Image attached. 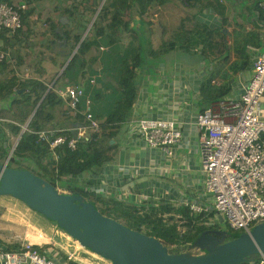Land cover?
Returning <instances> with one entry per match:
<instances>
[{
  "label": "trees",
  "instance_id": "obj_1",
  "mask_svg": "<svg viewBox=\"0 0 264 264\" xmlns=\"http://www.w3.org/2000/svg\"><path fill=\"white\" fill-rule=\"evenodd\" d=\"M173 1L105 0L85 38L83 34L96 7L86 5V9H90L79 11L81 13L76 8H68L69 12L78 16V20L64 30V35L57 32L56 40L51 42L53 49L59 47L60 52H63L62 66L68 61L64 76L77 70L84 75L87 67L94 62L86 57L92 48L116 44L125 33L130 34L124 53L118 56L116 68L120 72V98L114 109L105 116L95 113L92 105L89 106L99 121V129L82 137L75 148L69 147L67 141L54 149L50 147V140L54 137L63 135L71 138L77 133L74 125L65 130L57 128V106L62 100L59 93L38 78L21 79L20 73H15L11 67L12 58L0 59V127L6 137L0 139V163L5 162L17 141L15 139L26 127L9 159V167L28 169L57 188L61 185L68 191L81 194L97 205L103 214L134 230L158 238L169 252L176 253L187 250L201 235L225 232L228 240L237 237L243 230L235 231L229 226V229H222L220 224L208 220L212 212L195 213L185 203L165 199L128 202L113 195L85 189L76 180L86 174L99 175L105 165L113 160V151L117 147L116 134L131 115L142 81L138 70H148L150 64L157 62V56L163 53L166 55L178 48L190 54L199 53L202 59L208 61L222 49H227L229 54L224 63L230 60V52L234 51L240 58L232 67L236 71H243L253 61L254 51L262 48L259 29L263 26L261 22H264V7L261 6L264 0H242L246 6H239L238 9L230 8L226 0H176L187 10L185 20L190 21L192 27L180 25L171 41L154 48L151 46L154 24L145 19L154 12L157 14L160 8ZM85 11H88L86 16ZM206 13L216 15L222 25L210 26L199 21L197 17ZM239 18L243 22H237ZM135 19L139 24L134 25ZM247 21L251 22L252 28L247 27ZM229 26H233L229 37L232 44L228 43L229 33H225ZM10 37L9 31L0 29L1 39L8 42ZM42 131L46 132V138L40 137ZM261 140L264 141V133ZM0 244H3L1 240ZM8 248L13 250L16 246L8 245ZM258 258L250 257L240 264H256Z\"/></svg>",
  "mask_w": 264,
  "mask_h": 264
},
{
  "label": "crops",
  "instance_id": "obj_2",
  "mask_svg": "<svg viewBox=\"0 0 264 264\" xmlns=\"http://www.w3.org/2000/svg\"><path fill=\"white\" fill-rule=\"evenodd\" d=\"M4 1L27 4V8L22 12V30L16 33L17 35L9 32L11 37L8 42L0 38V50L8 51L13 56L10 62L15 73L19 74L28 69L32 77L47 82L49 87L58 93L69 86H83L85 94L81 104L82 111L90 109L89 106L92 105L95 113L105 116L114 109L120 98V72L116 69L118 56L124 53L130 41V34L125 33L116 44L101 45L99 49L92 48L86 57L94 62L87 67L84 75L77 70L64 76L68 61L62 66L63 52H60L59 47L53 49L51 43L56 40L57 32L64 35V30L78 20V16L69 12L68 8H76L79 12L89 5L97 10L89 18L83 34L85 38L105 0ZM242 2L226 0L230 8L241 6ZM174 8L183 6L174 0L159 11ZM169 10L163 17V12L158 11L155 15H161V22L156 19L153 27L156 30L157 43L161 38L160 32L157 31L158 26L161 23L166 25L165 22L170 20L167 14ZM87 13L88 11H85V16ZM197 18L210 26L222 25L221 20L212 13L199 15ZM171 19L180 21L179 15L173 14ZM237 22H243V19L239 18ZM245 23L248 28H252L250 21ZM261 23L263 26L259 30L262 33L264 22ZM137 24L138 20L135 19L134 25ZM232 31L233 26L225 29V33H229L228 38ZM230 39L228 43L232 44ZM190 53L176 48L168 56L180 54L182 62L177 57L176 64L172 67L161 60L158 67L156 64H150L148 70H138L142 81L131 115L116 134L117 147L113 151V160L105 165L99 175L86 174L78 177V184L85 189L113 195L129 202H142L147 199H165L174 203L208 202L209 194L204 185L199 129L196 124L197 115L217 100L240 98L253 75L254 58L260 52L259 49L254 51L253 61L243 71H236L232 67L240 58L234 51L230 52L232 55L226 63L224 59L228 58L229 54L227 49H222L208 61L202 59L199 53ZM153 71L157 73L155 76L151 73ZM87 99L91 100L89 106ZM62 101L57 106L56 121L57 128L65 130L73 126L75 121L63 114L65 102ZM261 112L264 117V96L261 99ZM142 118H163L177 122L182 131V138L174 148V156H169L162 149L153 148L146 143L137 131V122ZM78 120L84 122L83 117ZM1 138L6 137L0 127ZM61 235L63 237L51 240L61 258L66 259L68 254H72L71 263L112 264L104 262L100 256L85 249L67 233ZM81 251L86 254L82 255Z\"/></svg>",
  "mask_w": 264,
  "mask_h": 264
},
{
  "label": "built area",
  "instance_id": "obj_3",
  "mask_svg": "<svg viewBox=\"0 0 264 264\" xmlns=\"http://www.w3.org/2000/svg\"><path fill=\"white\" fill-rule=\"evenodd\" d=\"M264 7V3H261ZM26 3L13 4L0 0V29L14 34L23 28L22 12ZM264 47V29L261 33ZM13 57L8 51L0 53V59ZM20 78L32 77L28 69L19 74ZM85 90L73 85L59 92L65 102L63 114L79 121L84 126L73 128L76 136L67 138L58 135L50 140V147L68 142L75 148L76 143L90 132H97L99 121L90 109L82 111L80 105ZM264 96V53L253 61V75L238 99H220L197 115L202 169L208 202H184L195 213L212 212L209 221L217 218L226 220L235 230L249 231L253 225L264 221V117L261 99ZM62 101V102H63ZM89 106L90 99L86 101ZM137 131L153 148L162 149L174 156L175 146L181 141L182 131L177 122L163 118H142L137 122ZM46 138V132H40ZM57 158V156H55ZM106 195V194H105ZM46 234L38 233L36 242L25 241L11 250L7 244H0V264H72L73 255L61 258L59 252L42 249ZM256 264H264V254L259 255Z\"/></svg>",
  "mask_w": 264,
  "mask_h": 264
},
{
  "label": "water",
  "instance_id": "obj_4",
  "mask_svg": "<svg viewBox=\"0 0 264 264\" xmlns=\"http://www.w3.org/2000/svg\"><path fill=\"white\" fill-rule=\"evenodd\" d=\"M73 125L83 127L84 123L74 122ZM23 131L5 162L0 163V195H11L22 201L56 222L81 246L112 264H240L247 258L264 254V221L233 239L226 240L225 232L204 234L187 250L169 252L158 238L103 214L97 205L81 194L60 192L54 184L28 169L9 167V159ZM197 250L199 254L195 253Z\"/></svg>",
  "mask_w": 264,
  "mask_h": 264
},
{
  "label": "rangeland",
  "instance_id": "obj_5",
  "mask_svg": "<svg viewBox=\"0 0 264 264\" xmlns=\"http://www.w3.org/2000/svg\"><path fill=\"white\" fill-rule=\"evenodd\" d=\"M241 6L242 7L246 6V2H242ZM168 10L169 9H164L163 11H159V12L160 13L163 12L162 13V17H163V14L167 12ZM160 13L157 16H155L156 13L154 12L153 15H151V17H147V20L153 21L152 23L154 24V21L157 19V22L160 23L161 22ZM167 14L170 20L165 22L166 25L161 23L160 26H158V30H157L158 32H160V36H161L160 41H159L160 43L159 42L157 43V38H156V33H155L156 30H154L155 28L152 27L153 31L151 35V46H153L154 48L159 47L163 42L171 41L173 38V34L176 32V29L180 25H183L188 28L192 27V23L188 20H185V17L187 15V10L184 7L176 8V9L174 8L173 10L170 9ZM173 14L174 16L179 15L180 21L172 20L171 18H173ZM259 52L264 53V47L259 49ZM169 54L170 53L165 55L163 53L157 56V58L155 59V61H157L155 63L157 67H158L159 61L161 60L164 63H166V65L168 66L171 65V67L172 65L176 64L177 57L179 61L181 62L183 61L180 58V54L182 53H180L178 56H176V54L174 56L172 55L168 56ZM207 54H209V52H207ZM151 73L154 76L157 74L154 71ZM16 140L17 139H15V141ZM58 189L60 192H64V193L71 192V191H67L66 187L61 186V185L58 187ZM214 222L220 224L222 229H229L226 220L222 221L221 218H217L214 220ZM42 231L47 235L46 239L43 241L42 249L47 248L51 252L55 251V247L53 246V243L51 244V240L53 239L56 240V239H59L60 237H63L61 234L66 235V232L60 229L57 226L56 222H53L49 220L48 218H46L45 216H43L42 214L32 210L29 207H26L17 198L11 195H0V240L1 242L7 245H16V244L19 245L20 243L25 242V241L36 242L38 233ZM84 248L87 249L86 247ZM81 253L83 252L81 251ZM195 253L199 254L200 251L197 250L195 251ZM85 254L86 253H83L82 255H85ZM102 260L104 262H107V261L110 262L109 260L104 259V258H102Z\"/></svg>",
  "mask_w": 264,
  "mask_h": 264
}]
</instances>
